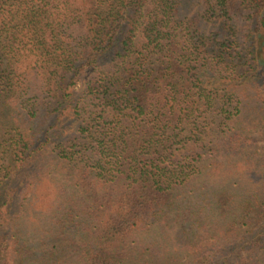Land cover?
Here are the masks:
<instances>
[{"label":"trees","instance_id":"16d2710c","mask_svg":"<svg viewBox=\"0 0 264 264\" xmlns=\"http://www.w3.org/2000/svg\"><path fill=\"white\" fill-rule=\"evenodd\" d=\"M264 0H0V264H264Z\"/></svg>","mask_w":264,"mask_h":264},{"label":"rangeland","instance_id":"374dc122","mask_svg":"<svg viewBox=\"0 0 264 264\" xmlns=\"http://www.w3.org/2000/svg\"><path fill=\"white\" fill-rule=\"evenodd\" d=\"M259 134H260L259 131H256V134L254 135V137L256 138L255 143L258 146H263L264 145V141L260 139V135Z\"/></svg>","mask_w":264,"mask_h":264}]
</instances>
